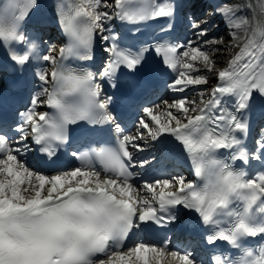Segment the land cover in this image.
Wrapping results in <instances>:
<instances>
[{
    "label": "snow or ice",
    "instance_id": "snow-or-ice-1",
    "mask_svg": "<svg viewBox=\"0 0 264 264\" xmlns=\"http://www.w3.org/2000/svg\"><path fill=\"white\" fill-rule=\"evenodd\" d=\"M39 8L40 0H27L22 8L17 3L0 8V48L8 59L21 70L33 59L52 65L50 72L39 68L34 73L40 91L31 98L27 110L20 113L21 122L14 127L0 124V264H161L165 254L178 264H201L192 252H169L166 241L160 247L142 239L131 247L126 245L134 229L146 231L177 222V206L195 211L205 225L212 227L206 236L208 244L227 241L240 250L238 258L214 257L215 264H264V245L257 255L256 250L242 243L246 237H264V129L252 153L237 136L249 131L244 113L255 109L256 97L264 101V22L252 27L245 37L238 38L235 31L230 33L234 40L244 42L237 45L239 51L227 66L216 71L220 83L207 100L201 93L198 102L187 96L171 104L165 101V111L154 112L159 105L144 107L135 135H123L116 147L95 153L103 166L101 170L85 164L49 175L45 169L30 165L28 157L34 146L41 158L50 160L68 141L69 125L80 121L98 125L115 120L108 111L113 97L100 100L101 84L94 81L90 72L66 67L62 61L67 56L91 59L98 36L104 50L110 53L99 77L117 88L120 83L117 71L123 66L130 71L128 89L142 91L163 70L159 62L146 56L154 51L166 68L177 73L169 88L182 93L188 86L208 83L207 76L200 74L201 69L194 62L199 61L207 72H213L212 53L221 49L208 46L221 41L215 38L201 41L209 29L193 20L196 41L189 40L186 45L157 43L134 52L118 45L119 37L110 27L111 21L140 23L173 17L175 5L171 0L163 3L150 0L146 11L131 10L128 0H114V6L108 0L78 3L58 0V22L69 37V43L60 49L58 62L49 54L39 55L36 52L39 37L22 30L23 22ZM245 9L256 20L257 9L264 16V0H245L244 4L235 5L222 2L216 6L215 14L221 15L230 28L240 29L249 22L247 15H238ZM43 95L46 100H41ZM225 96L236 97L231 110L224 102ZM45 103L55 109V114L37 111ZM115 128L122 133L119 123ZM142 130H147L155 142L160 159L181 147L190 158L195 175L205 180L203 186L186 183L183 177L145 180L139 184L137 178L141 173L134 169L153 166L148 158L135 160L129 151V147L143 151L135 143L144 139ZM219 149L232 151L226 160L218 159ZM71 155L81 160L89 158L79 150ZM237 160L245 164L259 161L261 168L247 178L243 169L233 167L232 162ZM101 171L105 174L103 178ZM173 185L177 186L176 191H166ZM138 190L148 195L137 197ZM237 200L243 201V206L231 207ZM98 254L107 260L99 259Z\"/></svg>",
    "mask_w": 264,
    "mask_h": 264
},
{
    "label": "bare ground",
    "instance_id": "bare-ground-1",
    "mask_svg": "<svg viewBox=\"0 0 264 264\" xmlns=\"http://www.w3.org/2000/svg\"><path fill=\"white\" fill-rule=\"evenodd\" d=\"M108 2L110 4H114L113 3L114 0H108ZM249 2H251V0H249ZM249 13L251 12L244 10L241 12V15H247ZM248 21H249L248 24L245 27H243V29L245 30L244 34H243V30L236 32L238 37H245L247 34H250L252 27H254L258 23L264 22V16H261L257 9V19L253 20L252 16H249ZM219 32L221 31L217 30L215 36L219 35L220 34ZM223 33L224 34H221L220 36H218V38L217 37L215 38L216 40L221 41V43L208 46L210 49L211 48L221 49L220 52L212 53L214 54V56L212 57V59L214 60V64H215L214 71L211 73L207 72V70L203 68V66L200 64L199 61L194 62L196 64V67L201 69L200 74L207 76L208 83L203 84V85L188 86L184 92L180 93L181 97L187 96L189 99H195L198 102L200 99L201 93L204 94V99L208 97V95H210L211 90L213 89L214 83L218 80L217 75L215 74L216 71H218L219 69H223L227 66L229 60L231 59V57H233V54H231V51L235 53L236 50H238L237 45L235 44V40L233 39L232 35L229 32L226 33L225 31ZM195 74L196 73H193V75ZM173 113L174 114L176 113L175 109L173 110ZM163 118L164 117H162V119Z\"/></svg>",
    "mask_w": 264,
    "mask_h": 264
},
{
    "label": "rangeland",
    "instance_id": "rangeland-1",
    "mask_svg": "<svg viewBox=\"0 0 264 264\" xmlns=\"http://www.w3.org/2000/svg\"><path fill=\"white\" fill-rule=\"evenodd\" d=\"M214 56V54H212V57Z\"/></svg>",
    "mask_w": 264,
    "mask_h": 264
}]
</instances>
